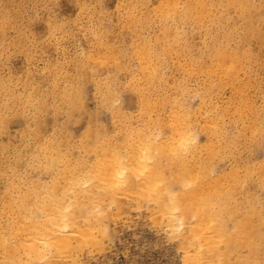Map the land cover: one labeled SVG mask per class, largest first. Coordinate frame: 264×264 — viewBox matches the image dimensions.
<instances>
[{
  "label": "bare ground",
  "instance_id": "bare-ground-1",
  "mask_svg": "<svg viewBox=\"0 0 264 264\" xmlns=\"http://www.w3.org/2000/svg\"><path fill=\"white\" fill-rule=\"evenodd\" d=\"M114 13L119 36L94 31L93 49L74 63L75 78L57 64L47 91L28 76L22 86L0 79V137L13 107L37 106L38 122L18 146L11 136L0 143V264H80L85 252L104 249L112 225L143 210L170 230L181 264H264V219L251 190L264 182L257 169L264 162L250 167L235 158L240 141L263 128L264 107L251 92L264 93V0H118ZM13 15L0 4V31L15 26ZM155 25L161 34L149 36ZM124 33L130 52L111 44ZM26 38L18 31L15 45ZM109 65L128 76L135 111L116 112L110 128L92 117L79 136L47 132L50 110L57 116L83 107L76 81ZM176 72L182 77L171 78ZM195 79L203 82L204 110L190 113L183 98ZM227 88L231 99L220 106ZM98 90L101 106L112 109L114 86ZM197 129L208 138L203 146ZM227 157L235 163L220 174L217 162ZM242 194L249 210L237 219L232 204Z\"/></svg>",
  "mask_w": 264,
  "mask_h": 264
},
{
  "label": "rangeland",
  "instance_id": "rangeland-1",
  "mask_svg": "<svg viewBox=\"0 0 264 264\" xmlns=\"http://www.w3.org/2000/svg\"><path fill=\"white\" fill-rule=\"evenodd\" d=\"M116 1L118 0H79L75 4L71 0H0L1 6L9 5L13 12L19 15H13L14 27L7 26L4 32L0 31V79L10 80L14 85L22 86L23 80L28 76L36 80L34 88L39 87L42 91H47L51 84L50 69L57 64L63 66L64 76L67 75L68 79L75 78L74 63L83 60L93 49L94 31L101 30L111 33L112 37L119 36L120 29L114 13ZM82 7L84 10H81ZM49 22H54L55 26L50 28ZM18 31L25 33L27 38L15 45ZM146 32L149 36L161 34L157 25ZM123 35L124 39H115L111 44L130 52L131 36L126 33ZM251 47L256 50L257 44L252 42ZM127 64L131 69L135 68L134 61L130 60ZM171 75V78L182 77V72ZM261 75L260 80L264 81V72ZM198 80H192L188 84L191 94L183 98L186 112L204 110L199 96L203 92V82ZM76 82L84 94L83 107L63 109L57 116L49 114L52 112L50 110L45 117L46 121L42 122L47 132L56 127L64 134L70 132L79 136L85 132L92 117L100 125L110 128L116 112L135 111L136 98L128 88V76L110 65L102 67L96 77L79 79ZM110 83L117 94L112 109L101 106L102 91L98 90V85L105 89ZM251 94L256 98L258 106L264 107V93L252 91ZM230 99L231 90L227 88L218 104L227 105ZM36 107L19 106L9 109L11 118L7 136L0 137V143H7L11 136L14 146H18L23 141L22 138L20 140L22 132L26 128H34L38 123L33 117ZM24 111L27 113L24 114ZM157 116L161 118L166 115L160 113ZM198 121L204 124L203 115ZM262 126L258 134L254 133L256 136L253 137L254 134L250 133L249 138H243L237 146L235 158H238L240 164L247 163L253 167L264 162V122ZM195 135L201 146L207 143L208 138L200 129H197ZM202 154L205 156V153ZM234 163L232 157L219 160L216 165L218 173L225 174ZM260 167L264 169L263 164H259L257 169ZM252 179L257 182L259 176ZM1 189L0 182V191ZM251 190L255 195L253 207L260 211L264 219V182L254 183ZM249 200L250 197L242 194L237 197V202L232 204L236 207L234 212L237 219H241L242 214L249 210ZM152 219L144 210L141 213L131 212L129 217L111 226L114 229L113 235L105 241L104 249L92 253L85 252L80 257V264H181L177 240L171 238L170 230L166 226L155 225ZM259 229L263 233L259 244L264 248V224Z\"/></svg>",
  "mask_w": 264,
  "mask_h": 264
}]
</instances>
